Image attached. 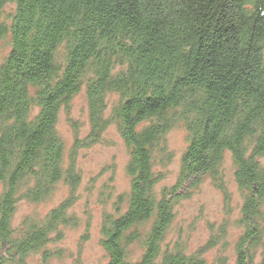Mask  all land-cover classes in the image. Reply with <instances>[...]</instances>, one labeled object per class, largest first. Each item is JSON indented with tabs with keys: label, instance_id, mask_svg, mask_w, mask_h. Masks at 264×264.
Here are the masks:
<instances>
[{
	"label": "trees",
	"instance_id": "trees-1",
	"mask_svg": "<svg viewBox=\"0 0 264 264\" xmlns=\"http://www.w3.org/2000/svg\"><path fill=\"white\" fill-rule=\"evenodd\" d=\"M81 91L89 133L68 163L57 121ZM110 125L129 192L102 217L105 264H214L165 241L175 205L205 179L225 195L226 153L242 198L233 264H264V0H0V264L58 255L51 244L77 223L72 155ZM180 126L176 181L158 191ZM59 186L57 206L14 225L20 202L47 204Z\"/></svg>",
	"mask_w": 264,
	"mask_h": 264
},
{
	"label": "rangeland",
	"instance_id": "rangeland-1",
	"mask_svg": "<svg viewBox=\"0 0 264 264\" xmlns=\"http://www.w3.org/2000/svg\"><path fill=\"white\" fill-rule=\"evenodd\" d=\"M114 99L112 96L109 101ZM57 131L69 163V151L75 137L82 143L89 133L88 109L83 91L72 99L68 109H61ZM186 144L185 131L181 126L167 134L165 147L169 161L158 167L162 176L156 186L158 191L175 183ZM72 157L81 176L76 199L70 209L77 223L64 230L60 241L51 244L50 248L57 250L58 255L47 264H105L107 257L99 244L100 226L103 215L112 213L116 198L129 192V178L125 171L128 152L115 126L110 125L97 143L76 149ZM222 173L225 195L214 187L210 179H205L189 193L188 198L178 201L165 243L172 245L174 241H179L187 253H197L209 263L218 264L219 260L224 259L225 264H233L234 246L241 232L237 221L242 198L233 179L229 153L224 156ZM67 195L66 186H59L54 199L47 204L34 207L20 202L14 225L18 226L28 215H44ZM221 230L225 234L219 237ZM135 253H138L137 250ZM26 264H40V256H30Z\"/></svg>",
	"mask_w": 264,
	"mask_h": 264
}]
</instances>
